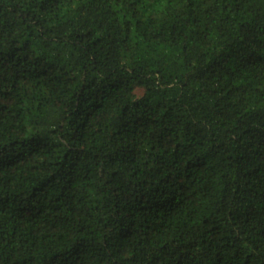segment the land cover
<instances>
[{
	"label": "trees",
	"instance_id": "obj_1",
	"mask_svg": "<svg viewBox=\"0 0 264 264\" xmlns=\"http://www.w3.org/2000/svg\"><path fill=\"white\" fill-rule=\"evenodd\" d=\"M0 264H264V0H0Z\"/></svg>",
	"mask_w": 264,
	"mask_h": 264
}]
</instances>
